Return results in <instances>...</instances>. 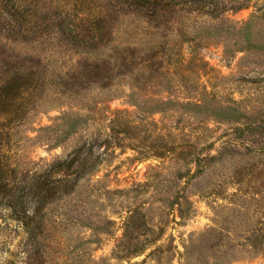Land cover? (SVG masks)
<instances>
[{
	"label": "rangeland",
	"instance_id": "obj_1",
	"mask_svg": "<svg viewBox=\"0 0 264 264\" xmlns=\"http://www.w3.org/2000/svg\"><path fill=\"white\" fill-rule=\"evenodd\" d=\"M0 264H264V0H0Z\"/></svg>",
	"mask_w": 264,
	"mask_h": 264
}]
</instances>
